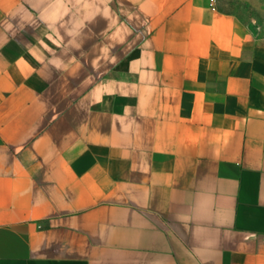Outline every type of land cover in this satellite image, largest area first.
Masks as SVG:
<instances>
[{"label": "crops", "instance_id": "0c3cea01", "mask_svg": "<svg viewBox=\"0 0 264 264\" xmlns=\"http://www.w3.org/2000/svg\"><path fill=\"white\" fill-rule=\"evenodd\" d=\"M0 264H264V38L219 0H0Z\"/></svg>", "mask_w": 264, "mask_h": 264}, {"label": "rangeland", "instance_id": "374dc122", "mask_svg": "<svg viewBox=\"0 0 264 264\" xmlns=\"http://www.w3.org/2000/svg\"><path fill=\"white\" fill-rule=\"evenodd\" d=\"M222 9L233 12L264 38V0H219Z\"/></svg>", "mask_w": 264, "mask_h": 264}]
</instances>
